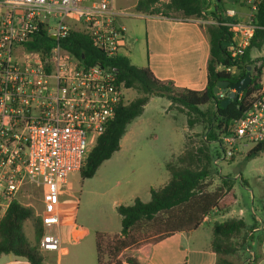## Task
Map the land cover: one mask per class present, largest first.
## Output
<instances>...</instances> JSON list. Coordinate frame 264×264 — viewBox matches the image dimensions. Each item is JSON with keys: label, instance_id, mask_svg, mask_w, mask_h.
I'll use <instances>...</instances> for the list:
<instances>
[{"label": "built area", "instance_id": "obj_1", "mask_svg": "<svg viewBox=\"0 0 264 264\" xmlns=\"http://www.w3.org/2000/svg\"><path fill=\"white\" fill-rule=\"evenodd\" d=\"M246 7L243 18L225 22L233 34L232 58L244 55L257 29L258 7L264 0H239ZM115 0H0V223L21 194L41 193L43 233L40 251L63 250L59 232L61 197L72 173L80 172L91 148L125 103V86L118 69L100 63L88 66L57 44L41 60L27 51L26 41L40 30L57 40L77 30L88 34L93 45L108 56L128 47L126 17L146 13L118 8ZM218 14L236 17L234 8ZM213 17L208 24H217ZM43 52V51H42ZM232 75L238 66L219 65ZM226 91L218 93L225 98ZM229 133L216 143L215 162L229 160L240 145L264 142V80L252 105L235 119ZM20 201V200H19ZM247 239L242 264H255Z\"/></svg>", "mask_w": 264, "mask_h": 264}, {"label": "trees", "instance_id": "obj_2", "mask_svg": "<svg viewBox=\"0 0 264 264\" xmlns=\"http://www.w3.org/2000/svg\"><path fill=\"white\" fill-rule=\"evenodd\" d=\"M224 6H216L213 14L217 24H207L210 39V58L208 61V82L203 90L180 88L171 80L159 79L150 67H138L131 63L124 55L108 56L96 48L91 37L81 31L71 30L68 35L59 40L53 38L45 30L33 35L28 47L42 50L49 54L59 42L63 48L71 52L84 64L91 66L97 63L115 66L118 69V81L126 89H136L139 95L130 102L118 106L115 117L98 138L96 144L88 153L85 165L80 170L82 179L92 178L101 165L110 159L114 152L121 148V140L126 134L129 124L141 116L145 106L154 96L166 97L171 105L184 112L187 116L188 127L206 123V132L199 141L188 140L183 152L175 161L167 163L170 172L169 181L160 188L151 187V199L144 201L135 198L132 204H121L117 207L121 215V234L110 239L108 234L96 233V247L99 264H122L120 255L133 248H139L147 243H158L179 231H192L200 226L205 218L214 210L227 211L235 204L237 196L234 189V178L223 175L220 188L208 190L207 179L212 173V166L219 156L212 144L229 133L231 123L240 118L252 105L254 93L261 86L264 70V56L252 58L254 49L261 50L264 45V1L258 7L254 24L257 29L250 45L243 56L234 60L227 42L233 40L225 22H236L237 17L218 14V10L225 11L224 0H217ZM233 5L235 1L233 0ZM208 0H139L136 5L138 12L160 15L168 18L183 20L206 18V10L210 8ZM219 65L238 66L236 75L219 69ZM248 65H252L253 80L241 93L237 101L227 107L221 106L214 87L220 80L227 79L231 84L243 79L247 74ZM227 95V94H226ZM203 107H206L205 109ZM264 151V142L254 145L248 151L247 157L254 158ZM167 214L175 217L172 223L165 220L166 231L151 240H138L135 227L144 221H154L160 215ZM34 209L24 206L19 200L11 203L0 223V255L13 253L28 259L30 264H43V256L38 244L32 245L24 230V223L33 218ZM38 238L43 233L41 219L34 221ZM213 236L211 248L217 254L215 264H242L244 247L247 239L252 240L250 228L244 218L232 217L227 220L215 221L212 227ZM128 264H142L133 255H124Z\"/></svg>", "mask_w": 264, "mask_h": 264}, {"label": "rangeland", "instance_id": "obj_3", "mask_svg": "<svg viewBox=\"0 0 264 264\" xmlns=\"http://www.w3.org/2000/svg\"><path fill=\"white\" fill-rule=\"evenodd\" d=\"M209 5L220 4L217 0H208ZM225 7L233 8V0H224ZM235 4H236V0ZM121 7H127L131 4L129 0H117ZM130 12H137L134 7L127 8ZM244 10L246 7L244 6ZM128 18V19H127ZM125 22L140 24L139 19L126 17ZM138 20V21H136ZM141 39V38H140ZM33 37L25 43V49L33 53H40L41 60H46L45 53L42 50H34L28 47ZM144 34L140 40L144 46ZM145 53V52H144ZM252 57L264 56V45L261 50L254 49ZM44 62V61H43ZM264 80V70L261 77ZM139 95L136 89L125 90V102L134 100ZM204 109L206 107H203ZM134 128L139 133V139L132 143V151L128 155H114L110 160L105 161L92 178L82 179L80 172L71 174L66 185L65 194L61 197V218L64 221H77L89 229L90 233L96 231L108 233L107 237L114 239L120 234H110L119 232L122 229L121 215L117 207L121 204H132L135 198L140 197L144 201H149V185L155 188L164 186L163 174L157 164L162 161V147L170 139L182 142L183 146L170 160L175 161L179 154L185 148L188 140L199 141L202 134L206 132V123L198 124L193 129L188 127L187 116L180 111L177 106L171 105L166 97L154 96L147 103L141 116L129 124L127 130L131 132ZM254 147V144L240 145L239 150L235 152L229 160H220L214 162L212 173L207 179L208 190L215 191L220 188L222 176L230 175L235 180L236 202L232 205L235 209H244L246 218L249 219L260 209L261 199L264 196V151L254 158L247 157V153ZM212 148L219 151V145L214 142ZM224 174H222V172ZM171 177L170 173H168ZM30 197L25 194L20 195V202L24 206L34 209V221L44 212V205L41 202V193L36 190H30ZM119 204V205H118ZM216 211V210H215ZM169 219L172 223L175 217L169 218L167 214H162L154 221H144L135 227V236L138 240H151L166 231L165 220ZM214 215L211 218L213 220ZM208 225V224H207ZM201 236L207 237V229L199 231ZM211 235V234H210ZM29 239L32 236L28 234ZM252 243V240L251 242ZM253 246V245H252ZM248 252L243 255V261L248 256Z\"/></svg>", "mask_w": 264, "mask_h": 264}, {"label": "crops", "instance_id": "obj_4", "mask_svg": "<svg viewBox=\"0 0 264 264\" xmlns=\"http://www.w3.org/2000/svg\"><path fill=\"white\" fill-rule=\"evenodd\" d=\"M129 1L131 4L128 5L136 9L139 0ZM236 1L233 8L238 12L236 17L242 19L245 14V5L239 0ZM114 4L118 8H129V6L121 7L117 4V0ZM214 9L216 6L208 8L206 18L200 19L183 20L146 13L142 17H134L141 21L138 25L131 20L125 22L124 18L122 23L126 28L128 47L122 55L128 57L131 63L138 67H150L161 80H171L180 88L203 90L208 82V61L210 58V39L206 25L215 17ZM219 11L221 10L219 9ZM143 34L144 46L142 43L140 44ZM138 139L139 133L136 128L131 132L127 130L121 140L120 150L114 152V155L116 153L118 156L128 155L132 151V143ZM177 141L178 139H170L159 152L162 161L157 166L162 171L164 184L170 179L167 163L183 146L181 140L178 143ZM222 174L224 173L222 172ZM151 187L153 186L149 185V190ZM261 200L260 209L255 211L249 219L246 218V211L241 208L235 209L231 206L227 211L214 210L198 228L192 231H179L158 243H147L139 248L124 251L120 255L122 264H128L124 257L127 254L133 255L142 264H215L217 254L211 248L214 224L211 218L213 215V220L219 221L232 217L244 218L250 228L251 244L256 254L255 264H264V196ZM24 224L29 242L32 245L38 244L39 239L31 220L28 219ZM202 229H207L209 234L207 237H203L199 233ZM59 232L63 240V250L61 252L41 251L43 264H99L96 247V233L99 231L92 234L88 228L77 221L68 222L61 218ZM28 234L32 236V239H29ZM110 234H121V231ZM0 264L30 263L25 257L13 253H3L0 255ZM105 264H108L106 258Z\"/></svg>", "mask_w": 264, "mask_h": 264}, {"label": "water", "instance_id": "obj_5", "mask_svg": "<svg viewBox=\"0 0 264 264\" xmlns=\"http://www.w3.org/2000/svg\"><path fill=\"white\" fill-rule=\"evenodd\" d=\"M52 37L55 39L57 38L55 34H53ZM227 44L229 46V50L232 52L233 51L232 43L227 42ZM252 80H253L252 65H248L246 76L243 79L233 84H231V82L228 81L227 79L220 80L214 87V92L216 94H218L220 91L227 92V96L221 101V106L227 107L233 101H237L241 93L248 87L249 83Z\"/></svg>", "mask_w": 264, "mask_h": 264}]
</instances>
